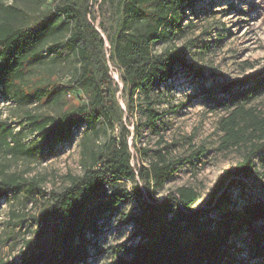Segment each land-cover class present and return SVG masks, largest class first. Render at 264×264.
I'll return each mask as SVG.
<instances>
[{
    "label": "trees",
    "instance_id": "obj_1",
    "mask_svg": "<svg viewBox=\"0 0 264 264\" xmlns=\"http://www.w3.org/2000/svg\"><path fill=\"white\" fill-rule=\"evenodd\" d=\"M28 1L40 4L46 0ZM204 1L122 0L119 4L120 21L111 41L110 59L121 70L123 86L130 88L127 111L139 110L144 117L142 126L157 135L158 144L163 139L164 113L155 105L163 96L161 85L186 63L188 47L175 46L174 42L189 26L183 24L185 11L195 10ZM58 11L61 24L70 32V49L79 62L73 78L65 84L40 64L41 51L54 35L49 34L52 19L25 26L17 22L15 6H0V95L19 105L59 107L55 114L27 113L24 117L30 130L41 136L46 155L58 143L70 141L74 129L83 123L101 121L108 129L115 125L109 94L111 76L104 68L97 77L90 56L97 50L96 39L103 43V38L91 24L86 23V28L81 25V15L72 6L64 4ZM158 43L165 48L153 53ZM72 90L87 94L90 101L68 106L66 96ZM216 90L227 95L217 105L229 110L221 120L222 146L240 147L242 156L217 180L210 195V202L215 200L213 207H196L199 195L190 186L177 187L175 195L160 201L140 200L141 183L146 193L150 187L161 188L186 159L172 158L165 145L151 150L148 163L136 169L131 163L129 130L120 123L118 135L109 136L98 152L89 151L82 174L70 177L59 192L50 193L48 204L39 213L37 250L25 253L21 264H86L103 251L110 256L101 264H248L264 259V199L210 216L230 202L226 187L230 179L251 177L255 159L264 151V112L246 108L264 93V65L243 80L212 88ZM7 136L14 151L29 153L9 125H0L1 140L7 142ZM260 164L264 167L263 158ZM121 180L132 182V188H119ZM24 184L33 187L21 173L1 174L0 200ZM131 198L138 199L137 212H120V206ZM116 213L120 221L132 224L136 242L124 241L103 250L99 237ZM238 235L243 242L234 240Z\"/></svg>",
    "mask_w": 264,
    "mask_h": 264
},
{
    "label": "rangeland",
    "instance_id": "obj_2",
    "mask_svg": "<svg viewBox=\"0 0 264 264\" xmlns=\"http://www.w3.org/2000/svg\"><path fill=\"white\" fill-rule=\"evenodd\" d=\"M104 0H46L33 3L28 0H0V6L13 5L18 9L17 22L22 25H39L43 20L52 19L54 34L48 39L41 51V67L60 83H68L78 69L79 62L70 49L67 38L70 32L57 17L58 9L70 5L79 11L81 25L91 24L103 38L96 39L97 50L90 54L97 77L104 68L111 76L109 94L113 100L112 112L115 120L113 129L101 122L91 125L81 124L73 131L70 141L58 143L50 155L42 147L41 136L32 132L25 120V114H55L59 107L46 104H16L0 95V125L7 124L12 134H18L26 152L13 150L0 138V177L1 174L21 173L30 185H20L8 192L0 200V264H21L25 253L37 250V234L40 233L39 213L48 204L51 192H59L69 183V178L82 174L87 164L89 151H99L109 136L120 132V123L129 130L131 163L138 169L147 164L151 150L167 145L172 158H185L186 162L170 176L161 188L150 187L146 193L143 183V196L140 200L160 201L166 196L175 195L180 186H190L199 197L196 207L211 208L210 195L217 180L225 170L233 168L241 159L240 147H223L221 120L229 110L218 106L217 101L227 98L222 92L212 88L231 84L258 72L264 65V0H207L195 10L187 9L183 33L175 40V46L186 45L185 66L171 80L161 85L163 96L155 105L164 115L162 143L158 144L157 135L142 126L144 117L135 108L127 111L129 87L121 81V70L110 59L111 41L120 21V2ZM97 37V38H99ZM165 44L153 46V53H160ZM136 98V94H134ZM90 101L87 94L72 90L66 96L68 106ZM264 112V93L253 99L246 108ZM138 127V131L135 129ZM42 152V153H41ZM264 151L255 159V172L249 178L230 179L228 188L230 202L222 204L210 213L217 217L229 209H240L248 202L264 199V167L260 160ZM119 188H132V182L121 180ZM109 188V186H108ZM137 198L122 204L120 212H137ZM131 223L119 220V214L112 216L99 237V247L127 241L136 242L132 236ZM238 243L243 237L234 238ZM106 251L94 255L86 264H101L108 260ZM244 258V255H241ZM248 264H264V259L251 260Z\"/></svg>",
    "mask_w": 264,
    "mask_h": 264
}]
</instances>
